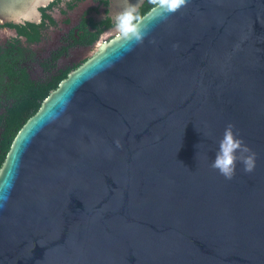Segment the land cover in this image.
<instances>
[{"label": "water", "instance_id": "water-1", "mask_svg": "<svg viewBox=\"0 0 264 264\" xmlns=\"http://www.w3.org/2000/svg\"><path fill=\"white\" fill-rule=\"evenodd\" d=\"M40 5L0 0V23ZM153 7L142 44L96 41L16 132L0 264H264V0ZM229 123L256 153L231 180L211 167Z\"/></svg>", "mask_w": 264, "mask_h": 264}, {"label": "flooded vegetation", "instance_id": "flooded-vegetation-1", "mask_svg": "<svg viewBox=\"0 0 264 264\" xmlns=\"http://www.w3.org/2000/svg\"><path fill=\"white\" fill-rule=\"evenodd\" d=\"M111 4L112 0H50L38 6L39 15L31 20L0 23V169L16 134L11 136L10 109L21 94L14 87L25 82L24 75L34 85L65 78L95 53L96 41L103 44L117 36ZM147 5L144 0L138 7L141 15Z\"/></svg>", "mask_w": 264, "mask_h": 264}, {"label": "clouds", "instance_id": "clouds-1", "mask_svg": "<svg viewBox=\"0 0 264 264\" xmlns=\"http://www.w3.org/2000/svg\"><path fill=\"white\" fill-rule=\"evenodd\" d=\"M49 2L50 0H36V4L44 6H47ZM148 2L154 6L152 12L156 14V18L166 20L170 15L185 7L189 0H148ZM144 22L145 17L141 15L138 5L131 4L128 0L127 5L113 17V31L118 33L124 41L142 44L151 30L150 26ZM117 146H120L119 141H117ZM255 160L256 153L245 144L235 125L229 123L219 141L216 157L211 167L218 170L225 179L231 180L236 174L237 163H242L243 171L250 173L255 168Z\"/></svg>", "mask_w": 264, "mask_h": 264}, {"label": "trees", "instance_id": "trees-1", "mask_svg": "<svg viewBox=\"0 0 264 264\" xmlns=\"http://www.w3.org/2000/svg\"><path fill=\"white\" fill-rule=\"evenodd\" d=\"M150 5H147L142 11L146 12ZM25 82L14 87V90L19 92L21 96L18 99V103L15 107L11 108V136L16 133L22 126L25 120L31 116L41 105L42 101L49 95V93L56 89L64 75L57 77L54 81L45 80L37 85L30 84L26 81L25 75L23 76Z\"/></svg>", "mask_w": 264, "mask_h": 264}, {"label": "rangeland", "instance_id": "rangeland-1", "mask_svg": "<svg viewBox=\"0 0 264 264\" xmlns=\"http://www.w3.org/2000/svg\"><path fill=\"white\" fill-rule=\"evenodd\" d=\"M37 9H36V11L38 12V7H36Z\"/></svg>", "mask_w": 264, "mask_h": 264}]
</instances>
